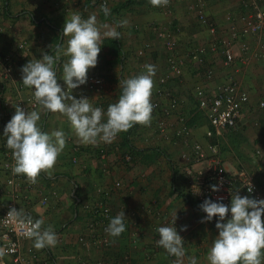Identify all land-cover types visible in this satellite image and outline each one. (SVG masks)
Instances as JSON below:
<instances>
[{
  "label": "crops",
  "instance_id": "obj_1",
  "mask_svg": "<svg viewBox=\"0 0 264 264\" xmlns=\"http://www.w3.org/2000/svg\"><path fill=\"white\" fill-rule=\"evenodd\" d=\"M124 3L128 5L113 11ZM201 4L215 32L199 21ZM105 5L110 9L109 15L104 14ZM171 8L173 13L166 14L150 0H0V67L4 53L14 57L18 71L29 60L42 58L44 52L59 54V62L54 67L58 82L63 85V65L69 59L62 54L69 39L63 36L65 20L74 12L83 19L95 15L98 27H115L121 36L115 40L104 39L101 46L95 68L104 79V88L92 92L85 84L72 90L73 95L87 96L93 106L102 107L106 112L122 92L119 81L142 74L144 66L149 64L155 66V77L165 74L167 55L175 53L183 62L182 74L169 80L165 87L181 103L176 113L188 117L192 130L189 142H199L205 149L208 120L186 94L197 86L212 90L233 75L248 92L249 101L242 107L237 126L217 138L219 158L229 173L256 172L264 195V109L258 108V101L264 98V55L259 52L264 34L248 36L246 52L236 43L237 57L230 67L223 64L218 50L211 49L202 63L194 62L187 55L202 45L216 42L227 26L226 14L241 13L244 8L238 0H171ZM123 21L127 23L122 24ZM161 29L171 32L176 44L173 50L167 49L158 38L157 32ZM55 35H59L57 44L53 41ZM20 40L27 42L28 52L18 48ZM57 46H61L59 53L55 51ZM143 47L144 54L138 55L137 51ZM209 69L213 72L211 79L205 76ZM3 90L5 99H10L14 93L11 83ZM25 95V91L21 92L22 97ZM161 100L166 99L161 97ZM4 107L0 104V117L7 111ZM40 113L42 130L51 133L62 129L66 146L52 169L42 171L31 187H23L16 203L20 213L43 220L42 229L51 226L58 242L38 249L34 238L24 240L21 247L28 260L26 264H190L192 258L197 264H210L207 254L218 234L215 218L201 223L206 214L186 201L187 195L195 198L191 173L206 172L209 163H187L182 154L189 145L180 139L161 138L155 130L154 109L150 124L137 123L119 133L111 143H105L104 160L98 156L96 144L80 141L65 115L47 112L42 106ZM170 120L174 121L175 115ZM250 137H254L258 147L255 151L244 148L246 143L241 142ZM239 144L240 149L236 147ZM125 154L131 156L129 163L122 160ZM1 158L0 147V164ZM3 178L0 170V183ZM117 181L122 184L120 188L114 187ZM105 189H111L106 196ZM231 190L233 196L236 192L246 195L234 177ZM45 198L47 203L42 204ZM6 199L3 196L0 203ZM104 203L110 207V219L124 211L126 230L113 237L97 225L93 234L101 239L93 242L88 233L97 218L96 211ZM176 211L175 226L184 239V255L180 257L169 254L157 243L158 227L174 226ZM184 225L187 229L181 231ZM0 264L17 263L13 257L2 254L0 248Z\"/></svg>",
  "mask_w": 264,
  "mask_h": 264
},
{
  "label": "clouds",
  "instance_id": "obj_2",
  "mask_svg": "<svg viewBox=\"0 0 264 264\" xmlns=\"http://www.w3.org/2000/svg\"><path fill=\"white\" fill-rule=\"evenodd\" d=\"M150 3L161 7L166 6L168 0H150ZM103 11L105 15L110 14L107 5ZM63 36L69 37L62 53L69 57L63 65V85L58 82L60 79L54 67L59 62V54L44 52L42 58L29 60L21 66L22 82L33 90L35 102L47 112L65 115L73 132L84 144L111 143L119 133L126 132L137 123L150 124L154 107L151 94L155 66L145 65L142 74L119 81L122 92L105 112L102 107L93 106L87 96L73 95L72 90L87 84L89 70L98 64L104 39H119L121 33L109 25L98 27L95 15L83 19L74 12L65 20ZM60 48L57 46L55 51L59 53ZM40 120L39 111L29 112L19 104L15 105V112L2 133L15 161L13 172L24 174L33 183L42 171L47 172L54 167L66 146L64 131L46 132L41 128ZM247 186L251 193L253 185L249 183ZM212 189L218 191L219 186L214 184ZM194 192L199 193L200 189ZM199 207L206 214L201 223L215 218L218 230L207 254L210 264H264V198L242 196L236 192L230 205L223 203L222 199L205 198ZM16 215L19 217L20 213L16 212ZM125 217L124 211L112 217L105 231L113 237L120 236L126 230ZM176 220L177 211L173 218L174 226L158 227L157 243L169 254L180 257L184 255V239L175 226ZM42 224L43 220H36L26 233L27 237L34 238V246L38 249L58 242L51 226L42 229ZM186 229L187 225L181 226V231ZM190 264H197L196 259L192 258Z\"/></svg>",
  "mask_w": 264,
  "mask_h": 264
},
{
  "label": "built area",
  "instance_id": "obj_3",
  "mask_svg": "<svg viewBox=\"0 0 264 264\" xmlns=\"http://www.w3.org/2000/svg\"><path fill=\"white\" fill-rule=\"evenodd\" d=\"M56 1V0H52ZM244 11L241 13L226 14L227 26L216 42L202 45L187 55L189 60L202 63L204 56L208 50H218L223 59V64L230 67L236 60L235 44L238 43L241 50L247 51L248 45L246 38L255 35L261 37L264 34V0H238ZM105 3V1H103ZM166 14H172L171 0H168L166 6L158 7ZM199 21L207 26L211 32H215V27L207 19L202 4L198 10ZM158 38L163 40V44L167 49L173 50L175 41L169 30L161 29L157 32ZM18 48L24 52L29 51V47L25 40H20ZM259 52L264 55V40L259 46ZM138 55L144 54V47L137 51ZM0 67V104L4 105L6 113L0 117V147L2 148V158L0 170L4 176V181L0 183V200L3 196H7L5 202L0 203V248L2 254L13 257L17 264H26L28 262L26 256L22 252V242L31 239L26 233L31 230L32 223L36 220L29 213H20L17 207V199L21 196L24 188L33 185L24 174H16L13 172L15 161L12 151L6 147V137L2 135L4 126L11 119L15 112V105H20L25 111L37 110L40 112L41 105L35 102L33 90L24 86L22 82L21 71L15 67L14 57L10 53H4L1 59ZM168 71L160 76H153V88L151 94V103L155 113V130L158 135L166 141L180 139L189 148L182 154V158L187 163H198L208 161L209 165L206 170L197 172L195 175L191 173L192 189L195 191L200 189L199 193L194 192L196 200L203 202L205 198L212 200L222 199V202L230 205L232 197L233 177L240 183L244 193L247 196L257 199L264 198L261 187L259 186V175L253 171L237 170L234 174L227 171L226 166L219 158V145L217 138L222 135L225 130L235 128L240 118L242 107L249 101L248 92L242 87L240 81L233 75H230L225 82L217 85L212 90H207L202 86H197L187 92V98L194 101L197 109H199L208 120V127L205 130L207 138L206 149L199 142H189L192 135L191 126L188 124V117L183 113H176L180 106L177 96L166 89V83L179 77L182 74L183 62L178 59L175 53L167 55ZM207 79L213 77L211 69L206 70ZM14 88V93L10 99H5L4 90L10 84ZM86 88L92 92H100L104 88V79L96 68H92L88 73V82ZM25 91L26 95L21 96V92ZM161 97L166 100L162 101ZM264 98L258 101V108L264 109ZM175 115V120L170 117ZM104 142H98L97 154L100 159L106 158V148ZM131 156L125 154L122 157L124 162L129 163ZM253 185V191L248 192L247 184ZM218 185L219 190L213 191L212 185ZM121 183L117 181L114 187H121ZM111 192V189H105L104 194ZM105 201V197L103 198ZM42 204L47 203V199H43ZM15 209V211H13ZM16 212L20 213L18 217ZM97 218L91 224V230L88 238L93 242L101 238H95L93 230L97 225L103 226L104 231L107 227L111 210L107 204H102L96 211ZM230 216V213H229ZM264 219V217H262ZM136 236V235H135ZM84 239V238H81ZM35 257V256H33Z\"/></svg>",
  "mask_w": 264,
  "mask_h": 264
},
{
  "label": "trees",
  "instance_id": "obj_4",
  "mask_svg": "<svg viewBox=\"0 0 264 264\" xmlns=\"http://www.w3.org/2000/svg\"><path fill=\"white\" fill-rule=\"evenodd\" d=\"M129 3V2H128ZM128 3H124V4H121L120 6L118 7H115L113 9L114 12H118L119 9L121 8H124L128 5ZM53 41H54V44H57L58 41H59V35H55L54 38H53ZM117 43V42H116ZM117 46V44H116ZM118 47V46H117ZM114 51H117V49H115ZM186 201L190 204V205H193V206H196V207H199V205L202 203L201 201L199 200H196L195 198H192L190 195H187L186 196Z\"/></svg>",
  "mask_w": 264,
  "mask_h": 264
},
{
  "label": "rangeland",
  "instance_id": "obj_5",
  "mask_svg": "<svg viewBox=\"0 0 264 264\" xmlns=\"http://www.w3.org/2000/svg\"><path fill=\"white\" fill-rule=\"evenodd\" d=\"M237 45V44H236ZM256 126H258V125H256ZM246 135H247V133H246ZM250 136V135H249ZM248 136V137H249ZM244 137H246V136H244ZM241 140V139H240ZM246 140L247 141H249V142H246ZM254 141V137H250V138H245V139H242L241 140V142L243 143V144H245L246 143V146L244 147V148H246V149H252L253 151H255L258 147H257V145H256V143H255V141ZM236 147H238V149H240V144L238 145V146H236Z\"/></svg>",
  "mask_w": 264,
  "mask_h": 264
}]
</instances>
